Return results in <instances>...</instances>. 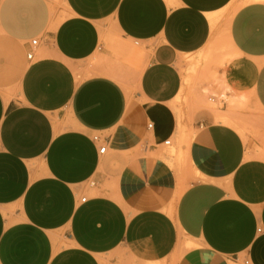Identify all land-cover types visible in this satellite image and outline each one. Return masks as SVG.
<instances>
[{
  "label": "crops",
  "instance_id": "crops-1",
  "mask_svg": "<svg viewBox=\"0 0 264 264\" xmlns=\"http://www.w3.org/2000/svg\"><path fill=\"white\" fill-rule=\"evenodd\" d=\"M168 1L0 0V264H264V139L236 123L264 117V2L228 16L207 89L242 102L183 123L180 52L233 0Z\"/></svg>",
  "mask_w": 264,
  "mask_h": 264
},
{
  "label": "rangeland",
  "instance_id": "rangeland-1",
  "mask_svg": "<svg viewBox=\"0 0 264 264\" xmlns=\"http://www.w3.org/2000/svg\"><path fill=\"white\" fill-rule=\"evenodd\" d=\"M166 1L172 10L176 9L177 6L173 1H171V3L168 0ZM245 3V0H233L224 10L215 14V25L213 27L208 26V31H206L204 40L195 52H180L179 68L182 76L183 92L180 95L181 97L175 101L174 106V112L178 116L179 122L190 123L194 114L202 108L210 111L216 110V108L209 109L211 107L204 108L201 105V91L203 89H208L210 85L209 89H211L215 79L224 75L227 65L226 59L229 57L232 58L233 56L227 42V18L233 9L239 8ZM208 18L209 17L206 16V20H208ZM208 24L210 25L209 20ZM107 39L108 38H105L102 41L103 44L112 43ZM126 48L129 50L133 62L144 57V48L139 42H131ZM126 48L123 49L126 50ZM184 79H187L186 83ZM221 105L218 104L217 108H221ZM236 118L238 119L236 123L242 126V129L237 128L239 131L238 133L244 140L253 138L260 141L264 139V128H258L263 124L264 117L252 103L246 102L244 107L238 111V116ZM241 131L242 133H240ZM183 138L184 136L181 134L179 146L184 144L182 142ZM175 149L176 146L171 142L170 146L164 147L163 154L172 155V157H174ZM175 162L179 166L184 164L183 158L179 156L175 157ZM191 247L192 246L189 244L186 245V248Z\"/></svg>",
  "mask_w": 264,
  "mask_h": 264
},
{
  "label": "bare ground",
  "instance_id": "bare-ground-1",
  "mask_svg": "<svg viewBox=\"0 0 264 264\" xmlns=\"http://www.w3.org/2000/svg\"><path fill=\"white\" fill-rule=\"evenodd\" d=\"M246 1V3H250V2H264V0H245ZM232 13V12H231ZM231 16V15H230ZM215 17V16H214ZM211 19H212V21H211V24H212V22H213V26H214V21L216 22V19L215 20H213V17H210ZM209 18V19H210ZM210 19V20H211ZM229 22V21H228ZM227 22V23H228ZM227 26V25H226ZM227 28V27H226ZM192 70V69H191ZM216 80V79H215ZM217 81V80H216ZM218 83L220 82V81H217ZM222 83V82H221ZM224 87L222 88V90L219 92V94H217V95H215V92H214V94L213 93H210V92H207V89H206V91L205 90H202L201 91V94H203V98H205V100L204 101H202V99H201V105L204 107H211V108H216L217 109V105L218 104H222L223 102L224 103H227V105H228V107L229 108H231L232 106H234V105H236V104H239V103H241L242 102V98H237V97H234V96H228V95H226V92H231V90H230V88H228V87H226L225 85H223ZM221 87V86H220ZM181 95V94H180ZM178 96L177 98H176V100L179 98V97H181V96ZM175 100V101H176ZM200 100V99H199ZM199 102V101H198ZM230 118H222V117H220V116H218L217 117V120H218V122H225V123H227L228 122V120H229ZM234 121V120H233ZM232 121V122H233ZM228 123H230V122H228ZM234 126V125H233ZM238 126V125H237ZM238 128V127H237ZM242 129V128H241ZM239 132V131H238ZM240 133H242V131L240 132ZM243 135H244V132H243ZM183 140V139H182ZM167 156H169V155H167ZM169 157H172V155H170Z\"/></svg>",
  "mask_w": 264,
  "mask_h": 264
},
{
  "label": "built area",
  "instance_id": "built-area-1",
  "mask_svg": "<svg viewBox=\"0 0 264 264\" xmlns=\"http://www.w3.org/2000/svg\"><path fill=\"white\" fill-rule=\"evenodd\" d=\"M36 43H37V41H36V40H33V41L31 42V45H32V46H36ZM27 57H28V59H31V58H32V54L29 53ZM151 127H152L151 125H148V128H151ZM92 141H93L94 143H99V138H98L97 136H94V137H92ZM169 143H170V142L167 141V142L164 143V145H165V146H168ZM0 148H1V146H0ZM105 149H106L105 146H101V147L99 148V150H98V153H99V154H104ZM85 201H86V198H85V197L81 199V202H85ZM245 264H247V262H245Z\"/></svg>",
  "mask_w": 264,
  "mask_h": 264
}]
</instances>
